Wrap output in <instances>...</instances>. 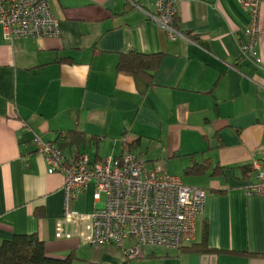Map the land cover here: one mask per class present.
<instances>
[{"label":"crops","instance_id":"obj_1","mask_svg":"<svg viewBox=\"0 0 264 264\" xmlns=\"http://www.w3.org/2000/svg\"><path fill=\"white\" fill-rule=\"evenodd\" d=\"M50 3L58 36L10 43L0 25V241L36 232L48 256L73 251L71 264H264V194L243 190L255 179L252 160L264 161V2L255 47L262 65L241 55L248 15L236 0H181L175 39L148 17V0ZM129 51L160 58L142 75L117 70ZM69 129L86 141L62 151L67 158L133 151L174 175L172 158L183 160L179 170L206 158L218 164L219 175H178L205 194L195 242L206 223L213 250L144 246L141 257L127 258L113 245L55 238L63 177L47 172L33 137L54 141ZM93 193L90 183L74 209L100 208L105 198Z\"/></svg>","mask_w":264,"mask_h":264},{"label":"built area","instance_id":"obj_2","mask_svg":"<svg viewBox=\"0 0 264 264\" xmlns=\"http://www.w3.org/2000/svg\"><path fill=\"white\" fill-rule=\"evenodd\" d=\"M178 1L148 0V17L169 39L179 35L175 27ZM236 1L248 15L241 55L262 65L255 47L259 7L264 0ZM0 25L4 40L10 43L58 36L60 32L50 0H0ZM33 143L47 164V172L63 177V210L54 222L55 238H77L92 246L113 245L127 258L141 257L144 246L181 248L195 242L196 222L206 206L200 188L185 184L178 175L147 167L144 157L133 151L102 160L90 159L86 153L67 158L53 141L34 135ZM250 166L255 179L244 186V193L264 194V161L252 160ZM90 183L95 201L104 194V205L80 212L74 209L73 201Z\"/></svg>","mask_w":264,"mask_h":264},{"label":"trees","instance_id":"obj_3","mask_svg":"<svg viewBox=\"0 0 264 264\" xmlns=\"http://www.w3.org/2000/svg\"><path fill=\"white\" fill-rule=\"evenodd\" d=\"M159 58L160 53L129 51L120 54L116 68L120 71L142 75L155 67ZM153 62H156V64L154 65ZM85 141V136L82 133L76 129H69L60 132L53 142L64 151L70 149L73 145L84 144ZM131 145L135 146L134 143ZM221 171L222 168L218 164H213L209 158L203 159L201 162L193 161L182 169L183 176H198L207 173L214 176L221 174ZM34 214L37 218H41L44 215V210L37 208L34 210ZM181 249L189 253L213 250L207 244V224H202L201 238L198 242L183 246ZM74 259L75 254L73 251L63 258L48 256L45 242L36 232L14 234L12 237L0 241V264H71Z\"/></svg>","mask_w":264,"mask_h":264},{"label":"rangeland","instance_id":"obj_4","mask_svg":"<svg viewBox=\"0 0 264 264\" xmlns=\"http://www.w3.org/2000/svg\"><path fill=\"white\" fill-rule=\"evenodd\" d=\"M176 27V26H175ZM176 29H177V27H176ZM178 30V29H177ZM172 160V164L175 166V174L176 175H182V177L184 178V176H183V173H181V170H182V168H181V170H179V167H180V165H182V163H183V160L180 162V159L179 158H172L171 159ZM157 163H153V165L155 166ZM183 167V166H182ZM103 196V198H105V196H104V194H102ZM105 200V199H104ZM104 204H103V201L102 202H100L99 204H98V207H101V206H103Z\"/></svg>","mask_w":264,"mask_h":264},{"label":"bare ground","instance_id":"obj_5","mask_svg":"<svg viewBox=\"0 0 264 264\" xmlns=\"http://www.w3.org/2000/svg\"><path fill=\"white\" fill-rule=\"evenodd\" d=\"M181 0H179L178 1V3H177V5H176V10H177V6H178V4H179V2H180ZM50 6H51V3H50ZM51 10H52V8H51ZM53 12V11H52ZM54 14V13H53ZM55 16V15H54ZM56 17V16H55ZM58 20V19H57ZM58 23H59V20H58ZM59 30H60V26H59ZM60 33V32H59ZM39 38V37H38Z\"/></svg>","mask_w":264,"mask_h":264}]
</instances>
